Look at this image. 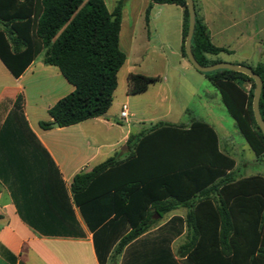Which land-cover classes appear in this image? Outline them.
<instances>
[{
	"label": "trees",
	"instance_id": "trees-1",
	"mask_svg": "<svg viewBox=\"0 0 264 264\" xmlns=\"http://www.w3.org/2000/svg\"><path fill=\"white\" fill-rule=\"evenodd\" d=\"M194 2L192 52L202 66H212L222 62L215 57L232 52L213 44ZM154 4L183 8L182 55L187 59L186 1L152 0L147 22ZM123 7L119 2L109 13L103 0H0V59L11 74L19 78L45 52L44 63L58 67L75 87L49 110L60 128L107 116L126 62L120 48ZM239 65L252 68L263 81L259 107L264 120V60L255 66ZM203 74L218 90L253 153L264 156V135L253 111L255 81L230 70ZM128 81L130 94L140 95L160 79L131 74ZM40 126L49 130L52 122ZM151 131L129 139L135 150L130 158H110L77 174L71 186L91 228L105 226L110 238L121 233L111 263L117 264L125 248L165 215L186 207L188 241L180 248L186 264H264V177L237 178L234 160L220 151L217 134L205 123L196 122L188 130L157 124ZM29 175L47 179L29 182L25 179ZM0 180L21 215L27 184L54 188L56 180L61 181L56 165L28 127L20 98L0 130Z\"/></svg>",
	"mask_w": 264,
	"mask_h": 264
},
{
	"label": "crops",
	"instance_id": "crops-1",
	"mask_svg": "<svg viewBox=\"0 0 264 264\" xmlns=\"http://www.w3.org/2000/svg\"><path fill=\"white\" fill-rule=\"evenodd\" d=\"M103 1L109 13L114 12L119 2L124 3L120 48L126 55L106 117L69 127L42 129L41 122L54 123L49 110L72 94L75 87L58 67L44 63L45 52L38 55L19 78H15L0 59V130L20 98L21 111L30 131L49 154L61 179L56 180L55 189L47 183L27 184L22 197V215L0 180V264H112L110 258L121 233L110 238L111 232L105 226L91 228L74 201L71 186L77 174L90 172L110 158L116 157L119 161L130 158L135 150L133 143H128L129 139L150 134L157 124L188 130L196 122L205 123L217 134L220 151L234 160L237 178L264 177V173L241 174L238 149L221 138V134H227L224 120L211 113L205 119L193 118L184 124L180 116L168 111L161 121L149 128L134 124L137 111L129 109L133 95L129 92L128 78L131 74L148 76L140 68L153 48L152 31L161 37V47L168 48L169 56L161 57L159 66L168 77L162 80L158 77L159 87L155 88L157 83L151 85L141 96L154 89L163 104L167 101L164 87L180 83V70L189 72L193 67L182 55L183 8L154 4L147 22L145 13L152 0ZM195 1L213 44L232 52L223 53L230 57L229 62L255 66L264 60V0ZM169 38H173L171 42ZM124 105L128 108V119L121 117ZM25 179L39 182L47 178L29 175ZM188 211L186 207H179L165 215L154 229L125 248L117 264H186L180 248L188 241L185 223ZM175 217L183 219V223H173L171 220Z\"/></svg>",
	"mask_w": 264,
	"mask_h": 264
},
{
	"label": "rangeland",
	"instance_id": "rangeland-1",
	"mask_svg": "<svg viewBox=\"0 0 264 264\" xmlns=\"http://www.w3.org/2000/svg\"><path fill=\"white\" fill-rule=\"evenodd\" d=\"M152 51L148 53L146 61L141 64L140 71L147 73L151 77H159L161 80L168 77L163 74L164 70L160 68L161 57L169 56L168 48L161 47V37H157L152 31L151 35ZM173 38H169L171 42ZM215 59L231 63L230 57L220 54ZM182 80L180 83L165 86L163 94L167 96V101L163 104L156 97V92L151 89L146 95H133L132 104H129L131 111H137L134 118L136 126H145L147 128L161 121L165 112H171L174 116H180L184 124L190 123L193 118H203L209 113L217 118L223 119L227 134H221L231 142L239 153L240 172L242 175L251 173H264V157L258 158L250 149L242 135L234 125V120L230 117L221 101V96L207 77L198 72L195 68L190 67V71L180 70ZM161 82V81H160ZM159 87L157 83L156 89ZM187 110V113L184 112ZM139 121H143L140 124Z\"/></svg>",
	"mask_w": 264,
	"mask_h": 264
},
{
	"label": "water",
	"instance_id": "water-1",
	"mask_svg": "<svg viewBox=\"0 0 264 264\" xmlns=\"http://www.w3.org/2000/svg\"><path fill=\"white\" fill-rule=\"evenodd\" d=\"M189 12V30L188 35L185 40V52L187 55L188 61L191 63V65L200 73H210L217 70H230L238 73H242L251 79L255 81L256 87L254 92V98H253V111L254 116L256 119V122L262 131L264 135V120L262 118L261 112H260V98H261V91L263 87V81L259 75H257L252 68L248 66H243L239 64H233V63H227V62H219L212 66H202L195 58L193 52H192V38L194 34L195 24H196V9H195V2L194 0H185ZM53 127L58 128L59 124L54 122L52 124Z\"/></svg>",
	"mask_w": 264,
	"mask_h": 264
},
{
	"label": "built area",
	"instance_id": "built-area-1",
	"mask_svg": "<svg viewBox=\"0 0 264 264\" xmlns=\"http://www.w3.org/2000/svg\"><path fill=\"white\" fill-rule=\"evenodd\" d=\"M121 117L123 119H128L129 113H128V108L126 105L123 106L122 112H121Z\"/></svg>",
	"mask_w": 264,
	"mask_h": 264
}]
</instances>
